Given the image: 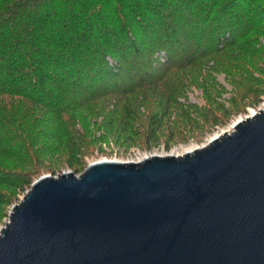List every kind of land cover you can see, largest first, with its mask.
Here are the masks:
<instances>
[{"label": "trees", "instance_id": "16d2710c", "mask_svg": "<svg viewBox=\"0 0 264 264\" xmlns=\"http://www.w3.org/2000/svg\"><path fill=\"white\" fill-rule=\"evenodd\" d=\"M263 19L258 0H0V207L40 154H78L76 123L128 132L137 108L177 103L188 74L207 93L215 71L242 84Z\"/></svg>", "mask_w": 264, "mask_h": 264}, {"label": "water", "instance_id": "95a60500", "mask_svg": "<svg viewBox=\"0 0 264 264\" xmlns=\"http://www.w3.org/2000/svg\"><path fill=\"white\" fill-rule=\"evenodd\" d=\"M181 156L33 181L0 264H264V108Z\"/></svg>", "mask_w": 264, "mask_h": 264}, {"label": "rangeland", "instance_id": "374dc122", "mask_svg": "<svg viewBox=\"0 0 264 264\" xmlns=\"http://www.w3.org/2000/svg\"><path fill=\"white\" fill-rule=\"evenodd\" d=\"M258 1L264 5V0ZM262 24L264 27V22ZM258 37L253 55L245 60L247 76L242 84L215 71L207 93L199 81L188 74L178 79L183 83V93L177 103H171L165 109L156 100L154 104L137 108L124 121L129 125L128 132L122 133L117 124L112 130L108 122L100 126L104 117L98 119V125L88 128L76 123L78 154H70L65 149L56 154H40L33 181L44 175L56 177L67 172L79 175L89 164L102 159L126 162L142 156L181 153L189 147L206 144L213 135L228 131L235 122L250 116L252 111L258 112L264 107V30ZM210 65H214L213 62ZM107 107L112 108V105ZM156 110L163 111L152 119ZM157 137L159 144H156ZM29 189L20 191L13 203L0 207V229L9 220L11 207Z\"/></svg>", "mask_w": 264, "mask_h": 264}, {"label": "bare ground", "instance_id": "6f19581e", "mask_svg": "<svg viewBox=\"0 0 264 264\" xmlns=\"http://www.w3.org/2000/svg\"><path fill=\"white\" fill-rule=\"evenodd\" d=\"M262 108H264V107H262ZM257 112V111H256ZM256 112L255 111H252V113L250 114V116H252V115H254V114H256ZM247 117H249V116H247ZM240 120H242V119H240ZM239 120V121H240ZM238 122V121H237ZM231 128H232V126H231ZM231 128L230 129H228V131H221L220 133H217V134H215V135H213V137H211V139L206 143V144H208L212 139H214V138H216V137H218V136H220V135H222V134H225V133H227V132H229V131H231ZM206 144H204V145H206ZM204 145H202V146H200V147H194V148H191V147H189V148H187V149H185L183 152H178V153H175V152H173V153H171V154H167V155H172V156H181V155H183V154H185V153H187V152H192V151H194L195 149H197V148H201V147H203ZM145 157H149V156H142V157H140L138 160H133V162H139V161H141L142 159H144ZM103 160H105V159H102V160H99V161H103ZM123 162V161H122ZM126 162H128V161H126Z\"/></svg>", "mask_w": 264, "mask_h": 264}]
</instances>
